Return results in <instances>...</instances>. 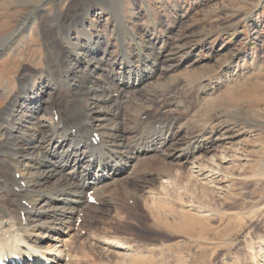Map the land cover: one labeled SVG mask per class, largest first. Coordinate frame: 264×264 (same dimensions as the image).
I'll use <instances>...</instances> for the list:
<instances>
[{"label": "rangeland", "instance_id": "374dc122", "mask_svg": "<svg viewBox=\"0 0 264 264\" xmlns=\"http://www.w3.org/2000/svg\"><path fill=\"white\" fill-rule=\"evenodd\" d=\"M41 4L44 10L39 9ZM85 7L92 9L85 12ZM56 12L57 20L62 24L58 25L59 28L54 24L47 30L51 31L52 37L57 36L58 45L65 41L66 47L92 66H97V63L86 54L85 44H97L96 39L100 38L104 43H98V51L108 46L118 55L127 47L136 63L140 61L146 65V73L153 79L129 92L132 102L146 107V115L139 120L140 112L128 110L131 100L125 103L118 100L123 104L115 105L118 108L122 106L119 109L123 116L121 122L124 123V118L129 116V122L123 128H135L133 131L136 133L132 136H148V132L161 124L164 132L162 150L165 152L171 148L169 153L180 150L191 154L189 162L186 161L188 158H182L177 163L188 166L183 168L187 173L179 185L168 186L161 182L164 177L157 178L158 173L155 172L165 165L166 155L157 157L158 154L156 159L152 157V164L134 169L138 172L130 171L129 180L140 195L136 200H130V194L133 197L136 194L122 187L117 192L113 189L115 198L110 200L107 197L105 205L98 197L101 206L98 204L97 209H86L90 214H84L87 216L80 226L81 234L77 227L69 232L70 236L78 235L73 236L76 238L74 242L80 246V240L88 239L90 228H93L119 242L139 247L150 245L147 256L155 257V264H165L166 257L171 256L175 249L178 253L174 259L179 261L170 262L179 264H264V244L259 246V239L264 237V209H259L264 207V0H0V117L23 91L28 83L26 80L34 85V93L43 95L50 89L48 80L56 84L54 72L59 69L56 65L61 63L62 57L49 46V36L41 28L42 23L45 26L43 18L51 21L53 17L50 19L49 15L54 16ZM37 14L41 19L35 17ZM32 21L35 22L33 26ZM25 23H30L31 27L25 28ZM22 28L24 33L20 32ZM77 40L81 42L78 46ZM148 55L149 58L146 57ZM98 57L101 58L102 54ZM51 59H54V66L50 65ZM67 64L75 72L71 71L73 84H82V65L76 64L73 58ZM96 68L92 80L94 85L89 84L88 91L98 90V98L84 93L83 104L80 103L85 105L84 101H89L91 104L94 100L103 108L101 90L107 87L102 69L106 66L101 69L98 65ZM30 73L32 77L28 75ZM30 99L29 96L24 100ZM70 101L72 107L65 106L67 115L81 117L82 111L79 115L74 105L76 100L70 98ZM45 111L42 123L46 126L52 122L50 112L53 111ZM104 111L112 112L107 108ZM22 113L21 108L12 115L18 118ZM23 116L28 117V114ZM147 117L148 121L145 120ZM144 122L149 124L148 128ZM118 123L111 124L116 126ZM26 128L36 133L35 126L28 124ZM103 129L107 131L110 128L99 123L101 136L109 139L110 134ZM196 140L204 146L212 142L213 147L209 152L205 151ZM212 156L219 158L217 164L222 165L225 176L220 178L223 179L220 182L203 184L189 172L193 165L190 161L199 159L198 165L210 167L212 164L208 159ZM224 156L227 158L225 161ZM142 172L147 174L144 176ZM141 181L146 183L143 188ZM212 185L221 189L216 190ZM191 204L212 214L209 224L204 220V214L198 216L189 211ZM163 212L166 225L157 220L164 216ZM90 217L95 219L89 220ZM168 221L174 226H169ZM180 225L186 228L185 234L192 236H197L196 232L202 228L203 237L208 236V240H193L185 234H174L171 228ZM50 245L51 241L48 242ZM163 245L165 248L162 250ZM86 247L87 256L92 257H87L86 264L107 258L97 249L93 253L88 243ZM159 251L164 254L158 255ZM169 252L171 254L167 255ZM108 258L117 260L113 254Z\"/></svg>", "mask_w": 264, "mask_h": 264}, {"label": "bare ground", "instance_id": "6f19581e", "mask_svg": "<svg viewBox=\"0 0 264 264\" xmlns=\"http://www.w3.org/2000/svg\"><path fill=\"white\" fill-rule=\"evenodd\" d=\"M97 6L100 5L98 4ZM43 7L44 5L41 4L39 9L42 10ZM85 8V12H89L92 9L91 7ZM56 14L57 12L54 16L49 15V18L53 17L52 19L50 18L51 21H49L48 18H45L46 20L43 18L42 22H45V26H43V23L41 24V28H44L42 31L45 35L49 36L48 41L51 43L49 46L52 47V50L58 51L60 54L59 57H62L60 61L61 63L56 65L57 67L59 66V69L57 68L54 72V78L57 79H55L56 84L55 82L53 83L48 80L47 85L50 89L46 91L45 95H43L42 93H34V85L30 84L31 81L26 80L28 83L24 86L23 91H19L21 92L20 95L15 98V100L11 101L6 111L0 117V137L3 138L0 139V254H7L9 257H12L13 255L20 256L24 259V264H86L87 257H91L87 256L88 251L86 250L88 248L86 246L88 243L91 248L90 250L93 253H96L97 249L100 251V254L107 257L105 260L93 262V264H155V257L151 256L148 258L147 256V251L151 249L150 245L143 244L139 247L131 243L119 242L118 240H114V237L110 238L104 236L98 231V229L90 228L89 238H82L80 240L81 245L78 246L74 242L76 238H73V236L77 237L78 235L76 236V234H71L70 236L69 232L73 231L81 213L85 214L86 209L88 208H92L93 210L97 209L94 206L91 207L88 203L89 193L93 192L94 195L96 194L95 196L97 198L100 197L99 199H101V202H104L103 205H105L108 200L107 197L110 198V200L115 198L116 193L113 189L117 192L118 188L121 189L122 187H125L122 189L129 190V192L133 190L132 192L136 194V197H133L129 193V199L136 200V198L140 195V192L136 187H134L132 182H130L129 172L132 170L134 171V169H139L141 165L149 163L152 164V157L156 159L158 154L159 156L157 157H160V155L164 157L166 155L168 160L163 161L165 165L161 168V170L155 172L158 173L157 178L160 179L161 177H164L165 179L161 182L162 184H166L168 186L174 184L179 185L178 182L183 181L184 175L187 173L183 171V168H187L188 166L185 164V166H182L181 164L177 165V163L178 161L180 162L182 158H188L186 161L189 162L191 154L189 152H181L180 150L171 151L169 153L168 151L171 150V148L167 151L165 149V152L162 150L164 141V135H162V133H164L163 125L159 129H154V131L151 130V126L150 132L153 133L151 134L147 131L148 136L140 134L132 136L133 133H136L133 131L135 128H131L130 130L123 128L128 124L129 121L127 118L129 116L124 118V123L121 122L123 120V116L122 110L119 109L122 106L120 108L116 107V104H120V102L117 101L122 100L121 102L124 103L130 102L131 98L129 92L133 89L135 90L146 81H148L149 84L153 79H150L149 77L151 75L146 73L147 67L145 64L142 65L140 61L139 63H136L130 57L127 47L126 49L123 48L118 55H115L116 51L110 50L108 46H104L101 51H98V43H104L101 38L96 39L98 42L97 44H85L86 54L90 55L91 60L97 63V66L99 65L101 69L106 66V69H102V72L105 74L104 80L106 82L105 85L107 89L101 90V96L104 97L102 100L103 108L97 106L98 102H94V100L91 104H88L89 101H84L85 105H81L80 101L83 98L84 93H89L90 96L97 97L98 90L96 91L95 89L93 93L88 91V85H92L94 83L92 80L94 73L97 71V66H92L84 60L85 58L83 59L78 54L71 51L68 47H66L65 41L58 45L57 36L52 37L49 33L51 31L47 30L53 28L54 24H56L57 27L59 24H62L57 20L58 16H56ZM38 15L39 14L35 17L40 18ZM30 23L33 26V23L35 22L32 21ZM30 23H25V26H23L25 28H30ZM20 32L24 33V28L20 29ZM44 37L46 39V36ZM79 40H77V46L81 44ZM82 43L84 44L85 42ZM101 54L102 57H98ZM146 57L149 58V55ZM71 58L75 60L76 64L82 65L83 69L81 75L83 76V83L80 85L73 84V75L71 74L72 70L69 69L70 65L67 64ZM127 59H129V61H127ZM53 60H50V65L53 64L54 66ZM156 61L158 60L156 59ZM28 75L32 77L31 73ZM28 78L30 77L28 76ZM94 81L99 83V81L95 78ZM29 96L31 99L25 101L24 99ZM70 98H74L76 100L74 105L77 106L78 112L80 110L82 111L81 117L75 115L76 117L71 118L67 115L65 106L67 107L68 105L72 107ZM138 105L131 100L128 110H136L140 112L139 120H141V117L146 115L144 114L146 113L144 109L145 106L143 107ZM21 108L23 109V113L20 114L18 118L16 115H12V112ZM106 108L113 113L111 112V114H108V111L105 112L106 110L104 111V109ZM46 109L47 111L53 112H50L52 122L45 126L42 123V117L46 115ZM23 114H28V117L23 116ZM56 117L58 118L57 121H55ZM115 119L118 121H114ZM147 119L148 117L145 118V120ZM163 120L164 119H162V122ZM131 121L132 123H137V121ZM112 122L119 123L116 126H113L111 124ZM99 123H104V125L106 124L110 128L109 130L107 129V131L106 129L102 130L110 134L109 139L106 137V139H104L103 136L101 138ZM171 123L173 124V122ZM28 124L32 127H36V133L33 131V133H31L27 130L26 126ZM102 127L104 126L102 125ZM146 127H149L148 123ZM96 133H98L101 138L98 143L93 141ZM157 136L159 137L157 138ZM229 138H231V136ZM196 143L201 144L199 140H196ZM211 144H208L207 142V146L201 144L199 147L202 148L204 146L203 149L209 152V150L213 147ZM134 153L137 154L136 157H134ZM223 159L224 161L227 160L225 156ZM197 160L194 162L190 161L193 165L189 172L195 178L200 180L203 184H206V182H211V184H213L223 180L220 178L225 175L223 174L222 165L217 164L219 162V158L217 156H212L208 159L212 164L210 167L198 165ZM146 174L147 173L145 172L144 176ZM141 183L142 188L143 186H146V183L142 181ZM164 186L163 188H168V186ZM212 187L216 190L221 189L215 185H212ZM124 197L126 198V196ZM168 197H170V195ZM168 197L166 199H169L168 201L170 202V198ZM259 209H264V207ZM89 210L90 209H88V211ZM189 211L198 216L204 214V220L207 224H209V218L212 214L208 211L203 210V208L196 206L195 204L189 205ZM94 214H96V212ZM162 214L164 215V212ZM171 215L173 216L174 214L171 213ZM164 216H161V218H158L157 220H160V222L166 225V216ZM102 218L103 217L101 216L100 219ZM204 220L202 221L205 223ZM168 222L169 226H174V223L172 224L171 221ZM158 225L162 227L160 224ZM171 231L174 234L181 235L186 233V228L183 225H180L177 228L172 227ZM79 234H81V232ZM203 234L204 231L201 228L200 231L196 232L197 236L188 234L185 235L193 240L198 239L207 241L208 236L203 237ZM49 240L51 241L50 246H48V242H50ZM263 244L264 237L259 239V246H262ZM161 247L162 250L165 248L164 245ZM67 250L69 251L67 252ZM176 252L178 253L177 249H175V252H173L171 256L166 257L164 263L179 264L177 263L179 259H174ZM110 254L115 255L117 260L112 261V259H109L108 256ZM163 254V251L158 252V255ZM170 254L171 252L167 255Z\"/></svg>", "mask_w": 264, "mask_h": 264}]
</instances>
